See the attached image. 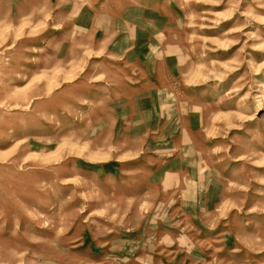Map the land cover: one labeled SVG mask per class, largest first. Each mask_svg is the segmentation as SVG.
I'll return each instance as SVG.
<instances>
[{"label":"rangeland","instance_id":"1","mask_svg":"<svg viewBox=\"0 0 264 264\" xmlns=\"http://www.w3.org/2000/svg\"><path fill=\"white\" fill-rule=\"evenodd\" d=\"M0 264H264V0H0Z\"/></svg>","mask_w":264,"mask_h":264}]
</instances>
